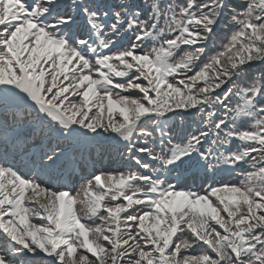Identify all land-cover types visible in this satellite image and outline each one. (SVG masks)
I'll list each match as a JSON object with an SVG mask.
<instances>
[{
	"label": "snow or ice",
	"instance_id": "obj_1",
	"mask_svg": "<svg viewBox=\"0 0 264 264\" xmlns=\"http://www.w3.org/2000/svg\"><path fill=\"white\" fill-rule=\"evenodd\" d=\"M0 264H264V0H0Z\"/></svg>",
	"mask_w": 264,
	"mask_h": 264
}]
</instances>
